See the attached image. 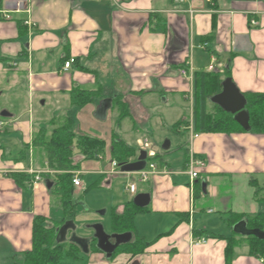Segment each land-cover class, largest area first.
Wrapping results in <instances>:
<instances>
[{"label":"crops","instance_id":"1","mask_svg":"<svg viewBox=\"0 0 264 264\" xmlns=\"http://www.w3.org/2000/svg\"><path fill=\"white\" fill-rule=\"evenodd\" d=\"M71 59L76 62L65 69ZM182 69H190L193 79L199 72H230L243 94L264 93V0H2L0 264H24L37 217L48 227L65 221L54 196L55 173L33 142L46 123L69 115L77 136L106 142L105 155L96 160L106 154L111 159L108 167L100 163L83 169L85 159L76 156L80 168L73 174L83 188H75V203L78 192L92 185L111 191L113 200L106 195L111 229L105 231L113 234V213L123 215L138 194L151 196L147 211L136 214L132 233V241L149 244L145 252L107 258L101 251H81L90 264H225L230 238L237 242L232 264H264V256L251 253L248 238L234 232L235 224L249 225L252 217L264 224V134L194 132V137L193 131L172 130L193 114L194 80L182 76ZM76 89L100 92L79 109L71 104ZM38 103L54 107L50 120L36 117ZM20 104L23 109L15 115L12 108ZM4 112L10 116L3 117ZM156 135H166L167 149H157ZM144 139L161 156L155 160L157 172L145 182L135 174H115L120 170L113 167L114 141L140 155ZM192 154L207 164L193 187L187 173ZM15 173L43 178L20 186ZM87 176L93 177L90 186ZM130 184L137 186L134 196ZM75 216L77 203L73 219L65 222L75 223ZM81 216L88 232H75L92 238L90 227L101 219ZM203 238L206 242L199 244Z\"/></svg>","mask_w":264,"mask_h":264},{"label":"trees","instance_id":"2","mask_svg":"<svg viewBox=\"0 0 264 264\" xmlns=\"http://www.w3.org/2000/svg\"><path fill=\"white\" fill-rule=\"evenodd\" d=\"M2 0H0V7ZM70 61V60H69ZM76 60L74 59V63ZM231 78L230 72L220 74L219 72H199L194 74L193 81V106L192 120L184 119L174 124L172 130L183 128L186 133L192 129L196 133H243L246 130L233 118V115L226 113L217 104L210 99L219 94L223 89V81ZM100 91H88L76 89L71 92V104L79 109L92 103ZM250 114V132L256 135L264 134V93H244ZM75 119L69 115L64 121L53 120L51 128L43 127L34 137L33 147L42 148L45 152L48 167L54 171L55 193L59 196L60 204L64 212V219H73L75 215L76 203L73 201L75 185L73 182L74 174L80 166L77 163L76 150L80 152L83 159L93 160L106 152V142L99 138L88 135H76L73 131ZM1 126V125H0ZM1 129V128H0ZM111 154L118 168L134 162L139 157L136 149L128 147L125 143L114 141ZM161 157L157 155L154 161ZM20 186H26L25 182H32V178L27 174H12ZM51 179L49 175L46 176ZM146 208H139L130 202L126 206L125 213L118 215L113 213L112 229L113 233H133L135 230V216L139 212H146ZM259 218V217H258ZM258 218L249 219L248 227L250 229H263L264 224ZM65 221L48 227L43 217H37L34 221L33 229V248L26 252L24 264H61L67 257L77 261L82 252L80 247L69 243H57L56 230L61 227ZM196 237H198L196 235ZM251 242V253L253 255L264 256V239L261 240L254 236L247 237ZM148 243L142 239H136L120 247L115 252L113 258L118 253H130L133 256L145 252ZM237 242L230 238L225 251L226 263L232 264L234 248ZM91 252H99L94 240L90 244Z\"/></svg>","mask_w":264,"mask_h":264},{"label":"water","instance_id":"3","mask_svg":"<svg viewBox=\"0 0 264 264\" xmlns=\"http://www.w3.org/2000/svg\"><path fill=\"white\" fill-rule=\"evenodd\" d=\"M222 91L213 96L210 101L221 107L226 113L233 115L234 120H236L246 131H250V114L247 106V100L245 95L239 90L232 78H226L223 81ZM3 117H9L10 114L7 112L2 113ZM169 144V142H167ZM166 144L163 149H167ZM147 164V155L145 151H142L135 162L121 166V171L124 173H134L145 169ZM52 183L47 181V187L51 188ZM206 187V183H203ZM151 201L150 194L141 193L134 197L133 203L139 208H146L149 206ZM94 234L92 238H80L76 234V226L74 222L67 221L61 227H59L57 232V243L66 242L67 234L69 231H73L69 243L75 244L80 247L81 251L85 254L90 253V244L95 240L96 247L99 251L103 252L107 258H112L117 249L127 243H130L133 238V234L123 233V234H108L102 224H95L90 227ZM234 232L246 237L254 236L259 239H264V231L260 229H250L246 222H239L234 226Z\"/></svg>","mask_w":264,"mask_h":264},{"label":"rangeland","instance_id":"4","mask_svg":"<svg viewBox=\"0 0 264 264\" xmlns=\"http://www.w3.org/2000/svg\"><path fill=\"white\" fill-rule=\"evenodd\" d=\"M40 103L35 105V112H36V117H41L42 119L45 120H50L53 116H54V112L55 109L52 106H41L39 105ZM23 109V105L20 104L14 108H12L13 113H16L15 115H19L21 113V110ZM189 113V112H188ZM29 114V112L27 113V115ZM33 114V113H32ZM26 115V116H27ZM76 122H77V118H76ZM46 127L48 129H52L50 124L46 123L45 124ZM44 125H41L40 127H42ZM36 127H38V124L36 123ZM39 127V128H40ZM77 129V128H76ZM73 131L75 132V134H78V130L76 131L75 129H73ZM190 132L192 133V129H190ZM167 135H169L171 138L174 137V135L172 134V132H167ZM166 135L165 136H155V139H152V142L155 143V145L157 146V149L160 150V148H162L163 144L166 141ZM174 143H175V137L173 138ZM106 153V152H105ZM175 153H172V155ZM105 155V154H104ZM107 156H104L105 158L103 160H84L81 162V167H83V169L85 168H90V167H95L100 163H103V166H110V156L108 154H106ZM76 156H82L80 154V152L78 150H76ZM166 158L169 157V155L165 156ZM176 157L172 156L171 161H173ZM175 161V160H174ZM175 164H173L172 167H176L174 166ZM90 180H93L92 176H87L85 181L86 183L89 184V186L92 184V182H90ZM122 180V179H120ZM126 181V180H125ZM92 188L87 191L86 193L84 192H78V194L75 196V201L77 203V215L75 216V226H76V230H77V234L78 235H82L83 233L88 232V229L85 228L87 227V224L84 222V220L82 219V214H91L93 217H97L101 219V222H99L100 224H102L104 226V228L106 230L111 229V210H108V208H106V205L108 204L109 200H106V195L108 196V198L110 199V197L113 200V196L111 191H106V189H104V187H94L93 185L91 186ZM114 195V194H113ZM54 196L55 198H59V196L55 193L54 190ZM89 196V197H86ZM88 206V207H86ZM101 213H105L104 215H101ZM89 232H91V230H89ZM93 232V231H92ZM83 257V258H82ZM110 262H112L115 259H108ZM91 259L85 255H81L80 256V261L77 262L73 259L70 258H65L61 264H90ZM95 261V260H93Z\"/></svg>","mask_w":264,"mask_h":264},{"label":"built area","instance_id":"5","mask_svg":"<svg viewBox=\"0 0 264 264\" xmlns=\"http://www.w3.org/2000/svg\"><path fill=\"white\" fill-rule=\"evenodd\" d=\"M180 2H183L184 0H178ZM209 3L212 2V0H207ZM252 25H256V22L255 21H251ZM74 63V59H71L70 61L66 62L64 64V68L65 69H69ZM180 74L182 76H185V77H188V78H191V80L193 79L192 78V72H190V69L189 71H187L186 69H182ZM1 125V124H0ZM194 134V132H193ZM194 137H198L197 134H194ZM141 149L143 151L146 152V155H147V164H146V167L145 169H143L142 171H139V172H135V173H128V174H135L139 177V180L140 181H148L150 175H153L157 172V164L155 163L154 159L157 157V152L154 150V148H152V143L150 142V140L148 139H144L142 140L140 143H139ZM100 157V156H98ZM206 162L203 160V159H200V158H197L195 157L194 154H192L189 158V163H188V168H187V173L189 174L190 176V184H191V187H193L194 185V182L198 179L199 177V174H200V170L206 168ZM113 167L115 169L118 168V165L116 162H113ZM31 173L33 174L34 172L31 171ZM115 174L116 173H120V174H123V172L121 171H115L114 172ZM42 178L43 176H41L40 174H36L34 176V178L32 179V185L34 184H37L39 183L40 181H42ZM73 182H74V185L76 188H83V182L82 180L80 179L79 176H75L74 179H73ZM128 191L134 196L136 193H137V186L136 184H130L128 186ZM199 244L200 243H205L206 240L203 238L201 240L198 241Z\"/></svg>","mask_w":264,"mask_h":264},{"label":"flooded vegetation","instance_id":"6","mask_svg":"<svg viewBox=\"0 0 264 264\" xmlns=\"http://www.w3.org/2000/svg\"><path fill=\"white\" fill-rule=\"evenodd\" d=\"M67 242V241H66Z\"/></svg>","mask_w":264,"mask_h":264}]
</instances>
